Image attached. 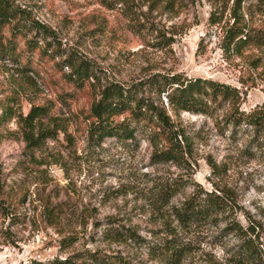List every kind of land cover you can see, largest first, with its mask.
Returning <instances> with one entry per match:
<instances>
[{"label": "rangeland", "instance_id": "rangeland-1", "mask_svg": "<svg viewBox=\"0 0 264 264\" xmlns=\"http://www.w3.org/2000/svg\"><path fill=\"white\" fill-rule=\"evenodd\" d=\"M8 2L25 10L21 25L26 18L36 20L54 33L27 23L13 48L0 52V121L6 107L12 110L0 124V264L64 258L81 249L120 254L135 264H169L174 250L167 242L174 235L188 246L181 264H260L235 262L241 240L225 231L227 220L251 225L264 247V154L250 128L222 129L206 114L182 111L192 142L191 168L182 170L154 162L153 148L141 134L139 144L115 138L91 143L85 120L93 91L109 81L130 84L158 72L237 86L242 110L264 108V45L224 47L234 0L217 6L177 0L173 9L151 0H122L113 9L100 0ZM253 24L264 29V16L254 15ZM5 33L11 35L8 28ZM71 55L76 66L84 60L94 71L91 89L76 90L67 81L73 68L62 61ZM34 106L46 112L35 131L59 129L37 149L27 147L23 134V117ZM185 174L206 189L231 194L238 204L231 217L179 226L174 207L195 185L160 206L153 183ZM48 203L58 205L56 219L45 210ZM111 225L130 227L139 238H111Z\"/></svg>", "mask_w": 264, "mask_h": 264}, {"label": "trees", "instance_id": "trees-1", "mask_svg": "<svg viewBox=\"0 0 264 264\" xmlns=\"http://www.w3.org/2000/svg\"><path fill=\"white\" fill-rule=\"evenodd\" d=\"M110 9L115 8L122 0H100ZM216 6L226 0H209ZM234 0L231 11L232 23L225 31V48L232 45L250 43L259 47L264 45V29L253 24L254 15L264 16V0ZM157 6L175 8L177 0H151ZM194 4L196 0H191ZM220 5V6H221ZM25 10L14 7L8 0H0V52L5 55L13 48L16 37L26 34L27 25L34 29L45 30L53 36L54 31L36 20L25 19L21 25L19 15ZM28 23V24H27ZM29 26V27H30ZM6 28L11 31L7 36ZM171 38H166L169 44ZM27 42V41H26ZM33 45V40L29 42ZM167 45V44H166ZM56 55L53 56L55 60ZM77 59L72 55L62 61V65L71 66L73 71L66 74L67 81L80 91L91 89V77L94 71L84 60L76 66ZM162 97L167 101L160 103ZM242 91L237 86L205 77H191L182 72L155 73L133 83L109 81L98 91H93L92 102L85 120L88 122V137L91 143L101 145L108 138L122 142L139 144L141 134L153 148L152 159L156 163L173 164L182 170H190L192 142L186 127L180 119L182 111L202 113L213 118L220 128L232 125L234 129L246 125L252 132V141L264 154V108L250 111L241 109ZM11 108L6 107L0 124H4L11 116ZM44 107L34 106L30 113L23 117V134L28 148L37 149L48 138H56L58 128H39L37 120L44 115ZM39 122V121H38ZM189 184L195 188L178 206L174 207V215L179 226L188 229L203 223H218L227 220L238 207L234 197L225 190H209L198 184L189 174L169 177L154 181L153 191L157 204L164 206ZM0 182V190H1ZM45 210L49 217L59 216L58 205L48 203ZM113 224V223H111ZM227 232H235L241 242L233 259L237 263L256 262L264 264V247L260 234L253 226L244 227L238 220H227ZM107 234L116 240L127 241L139 238L134 229L121 225H111ZM176 237L168 239L174 250L169 264H181L187 244L176 242ZM30 264H135L122 255L108 256L98 251L81 249L67 257H54L47 261L33 259Z\"/></svg>", "mask_w": 264, "mask_h": 264}]
</instances>
